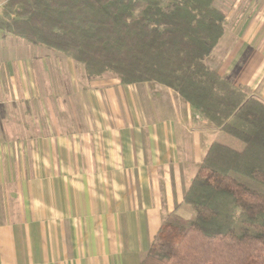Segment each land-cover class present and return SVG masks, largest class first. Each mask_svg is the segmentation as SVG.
<instances>
[{
    "label": "crops",
    "instance_id": "1",
    "mask_svg": "<svg viewBox=\"0 0 264 264\" xmlns=\"http://www.w3.org/2000/svg\"><path fill=\"white\" fill-rule=\"evenodd\" d=\"M206 66L264 103V0H214ZM232 140L174 89L89 77L0 30V264H142L215 143Z\"/></svg>",
    "mask_w": 264,
    "mask_h": 264
},
{
    "label": "trees",
    "instance_id": "2",
    "mask_svg": "<svg viewBox=\"0 0 264 264\" xmlns=\"http://www.w3.org/2000/svg\"><path fill=\"white\" fill-rule=\"evenodd\" d=\"M4 1L0 30L92 78L164 84L232 140L212 146L221 159L204 160L186 194L194 217L167 218L142 264H264V103L204 63L224 34L214 0Z\"/></svg>",
    "mask_w": 264,
    "mask_h": 264
},
{
    "label": "rangeland",
    "instance_id": "3",
    "mask_svg": "<svg viewBox=\"0 0 264 264\" xmlns=\"http://www.w3.org/2000/svg\"><path fill=\"white\" fill-rule=\"evenodd\" d=\"M5 4H6V2L4 0H0V14H2L3 10L5 9ZM12 10L15 12V8L12 9ZM106 74L109 75V76L110 75H116V74H114L112 72H108ZM238 148H240V146ZM212 158H214L217 161L221 159V157L218 154L212 155ZM223 161L226 162L225 160H223Z\"/></svg>",
    "mask_w": 264,
    "mask_h": 264
}]
</instances>
